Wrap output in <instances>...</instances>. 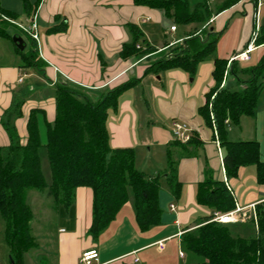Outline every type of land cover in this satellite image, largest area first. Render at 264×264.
<instances>
[{"label": "crops", "instance_id": "0c3cea01", "mask_svg": "<svg viewBox=\"0 0 264 264\" xmlns=\"http://www.w3.org/2000/svg\"><path fill=\"white\" fill-rule=\"evenodd\" d=\"M222 1L210 0V3ZM0 4L16 16L15 27L36 22L40 34L38 51L46 63L43 76L34 69L21 68L20 59L15 58H19L17 44L9 40L12 65H0V121L14 104L16 94L12 90L27 76L35 79L29 87L32 92L38 85L54 88L60 80L94 90H113L133 82L119 96L116 110L109 111V144L112 149H134L137 169L148 177L165 176L159 192L161 224L148 231L140 230L129 202L97 238L91 236L93 193L89 188H78L73 204L67 209L55 208L53 203L51 209L61 221L55 227L53 264H82L83 254L91 250L98 252V260L93 264H191L184 252L182 236L187 228H195L202 218L211 214L210 209L197 201L198 187L206 179L224 182L236 208L243 209L250 218L264 212V184L258 182L256 166L244 167L236 178L229 179L224 167L225 150L214 129L200 115L215 85L214 59L231 63L251 40L256 26V6L252 0H242L213 18L211 30L220 34L216 52L212 59L198 66L194 75L181 69L153 68L171 54L172 48L182 44L194 27L181 26L179 34L178 25L166 20L160 11L137 6L133 0H0ZM261 10L260 27L263 26ZM129 24L141 30L144 41L156 48V52L143 59L122 58L124 45L132 40ZM173 26L175 31L171 30ZM54 28L61 30L51 32ZM263 57L264 45L258 46L249 62H234L241 64V68H249L257 66ZM241 78L245 81L248 76ZM230 85L233 89L241 88L235 79L230 80ZM33 109L44 110L46 122L52 123L54 97L22 106V116L15 122L22 141L27 138V122ZM175 122L186 124L198 142L175 143L172 137ZM40 125L44 127V120ZM227 136L232 142H258L264 162V85L255 115L241 118L238 125H230ZM9 144L10 139L0 124V146ZM140 160H143L141 164ZM170 162L175 168L173 186L167 183ZM175 183L180 184L177 194ZM251 221L232 225L249 227ZM39 224L33 212L31 230L36 246L25 255L24 264H52L43 252L39 261L28 256L40 250L34 234ZM163 240H166L165 249L160 251L157 243ZM6 254L0 264H7L6 259L11 264L9 248Z\"/></svg>", "mask_w": 264, "mask_h": 264}, {"label": "trees", "instance_id": "16d2710c", "mask_svg": "<svg viewBox=\"0 0 264 264\" xmlns=\"http://www.w3.org/2000/svg\"><path fill=\"white\" fill-rule=\"evenodd\" d=\"M133 1L137 6L160 11L166 20L176 25L194 27L182 44L172 48L171 54L153 67L157 71L181 69L194 75L200 64L215 55L220 34L211 30L213 18L242 0H223L214 5L210 0ZM15 19L16 16L0 4V39L13 40L7 28L15 26L8 21ZM128 29L132 40L123 47V59H143L156 52V48L144 41L143 33L135 24H129ZM60 30L54 28L51 32ZM28 39L31 45L27 51L23 50L26 47L23 39L21 47L16 45L20 67L34 69L43 76L46 63L40 57L36 42ZM256 43L264 45V25ZM214 65L215 85L207 95L200 115L206 125L214 129L225 150L227 177L236 178L242 168L254 165L258 182L264 184V162L260 158L258 142H232L227 136L230 125H238L241 118L255 115L264 85V57L257 66L249 68L219 58L214 59ZM241 76H248V79L243 81ZM231 79H235L241 88L233 89ZM132 85L130 82L113 90H94L60 80L54 87L55 119L52 123L46 122L44 110L33 109L27 122L26 140H21L16 126L6 127L10 144L0 146V215L11 264H24L25 255L36 246L31 230L33 212L27 201L32 190L45 194L55 208L67 209L73 204L78 188H89L93 193V220L89 233L94 238L129 202L141 231L161 224L159 192L165 176L148 177L137 169L134 149H112L109 144V111L116 110L119 96ZM18 115L22 116L21 110ZM41 120H44L45 146L52 174L50 184L45 180L39 155ZM197 142L196 135H192L186 144ZM174 171L170 162L167 177L170 186L174 183ZM179 185L175 183L176 194ZM197 201L210 209L211 214L202 218L195 228H187L182 236L184 252L191 264H264V212L257 214V225L253 221L248 223L254 234L243 238L235 234L232 223L210 222L215 213H229L236 208L224 182L206 179L198 187Z\"/></svg>", "mask_w": 264, "mask_h": 264}, {"label": "rangeland", "instance_id": "374dc122", "mask_svg": "<svg viewBox=\"0 0 264 264\" xmlns=\"http://www.w3.org/2000/svg\"><path fill=\"white\" fill-rule=\"evenodd\" d=\"M263 9L261 10V21L262 25H264V5L262 6ZM260 22V19H259ZM28 26V25H27ZM179 28V34L182 31V27L178 25ZM7 31L9 34L14 38L15 35H19L25 43H26V50L27 51L30 48L31 42L28 39V37L24 34H22L17 27L15 26H8ZM10 46L11 42L6 39H0V65L9 66L12 65L11 61L13 58L10 56ZM16 61H19V58L15 57ZM241 65V64H240ZM243 65V64H242ZM245 65V64H244ZM247 65V64H246ZM28 73V71H27ZM28 75V74H27ZM23 83L20 85H17L13 90L11 88V84H8V87L11 88L12 92L14 91V94H16V97L14 99V104L12 105L10 110H7L4 113V116L2 117L0 124L6 131V127L15 126L16 120L20 117L18 114L21 110L22 112V106L26 103H30V101H37V100H47L50 97H54L53 92L54 88L44 85H38L36 90L34 92L30 91V86L34 82V78L30 77H24L22 78ZM41 84V82H39ZM19 93V95H17ZM19 106L20 109L18 108ZM6 134L8 135L7 131ZM40 136H41V142L42 146L39 149V155L42 165V171L45 177V180L48 184L52 181V174H51V168L49 164L48 159V153L47 148L45 146V130L40 125ZM9 137V136H8ZM143 160H140L139 164H141ZM165 186V185H163ZM162 186V187H163ZM27 201L30 207L33 209V212L35 214V219L40 223L37 228H35V237L37 238V241L39 243L40 250L31 252L28 254V256L31 259L37 258L39 259L42 256V253H45L44 256L48 257L49 262L53 264L56 255V244H55V227L60 225L61 221L58 218V216L52 211L51 207L53 206V201L49 199L45 194L39 193L37 191H30L27 195ZM34 224V223H33ZM233 231L235 234L239 235L243 238H249L254 234L253 229L250 227H243V226H233ZM8 251V247L5 244L4 241V221L0 215V259L4 260L5 257H7L8 254L6 252ZM48 261V260H47ZM5 263H9L6 259L4 261Z\"/></svg>", "mask_w": 264, "mask_h": 264}, {"label": "built area", "instance_id": "2783aa9c", "mask_svg": "<svg viewBox=\"0 0 264 264\" xmlns=\"http://www.w3.org/2000/svg\"><path fill=\"white\" fill-rule=\"evenodd\" d=\"M254 1H255L254 3L256 4L255 30L245 50L237 54L236 56H234L231 62H234V61L249 62L251 60V54L258 48L256 40H257V36L261 28L259 25V15H260V10L262 6L264 5V0H254ZM8 21L15 24L14 21H11V20H8ZM17 27L27 37L31 38L32 40L36 42L37 45H39V42H40L39 28L34 20L30 22L28 26L18 25ZM171 30L175 31L176 27L173 26ZM172 137L174 141L187 143L192 138V132L186 124L175 122L173 123V127H172ZM250 219H252L255 225H257L258 219H257L256 214L252 215V217L250 218V216H248V214L245 213L243 209L236 208L234 211L229 212V213H215L214 217L210 220V222H215V223H220V224H230V223L247 222ZM165 242L166 240H163L157 243L160 251H163L165 249ZM180 255L183 256V253H180ZM97 260H98V252L96 250H91L83 254L81 258V263L82 264H93V262ZM136 263H138V260H136Z\"/></svg>", "mask_w": 264, "mask_h": 264}, {"label": "water", "instance_id": "95a60500", "mask_svg": "<svg viewBox=\"0 0 264 264\" xmlns=\"http://www.w3.org/2000/svg\"><path fill=\"white\" fill-rule=\"evenodd\" d=\"M13 40L15 41L18 47L22 46V43H23L22 39L14 37Z\"/></svg>", "mask_w": 264, "mask_h": 264}]
</instances>
